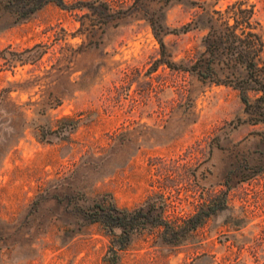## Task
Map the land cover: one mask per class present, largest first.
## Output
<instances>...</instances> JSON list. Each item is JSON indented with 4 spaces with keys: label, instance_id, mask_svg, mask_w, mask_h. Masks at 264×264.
<instances>
[{
    "label": "rangeland",
    "instance_id": "1",
    "mask_svg": "<svg viewBox=\"0 0 264 264\" xmlns=\"http://www.w3.org/2000/svg\"><path fill=\"white\" fill-rule=\"evenodd\" d=\"M197 1L250 10L264 79V0ZM201 10L170 0L166 22ZM83 11L49 2L15 23L0 11V264H103L110 235L89 216L103 197L154 200L178 221L215 206L176 243L162 225L135 230L119 264H264V92L245 76V103L234 78L248 67L215 58L204 78L206 28L161 48L141 12L90 29Z\"/></svg>",
    "mask_w": 264,
    "mask_h": 264
},
{
    "label": "trees",
    "instance_id": "2",
    "mask_svg": "<svg viewBox=\"0 0 264 264\" xmlns=\"http://www.w3.org/2000/svg\"><path fill=\"white\" fill-rule=\"evenodd\" d=\"M170 0H132L130 4H121L117 0H0V11L12 16L11 23L26 19L34 11L49 2H55L61 7L72 10L87 9L81 13V24L86 28L96 29L108 24L116 25L120 19L132 12H141L149 21L151 29L158 39L161 48H164V35L169 32L186 31L191 27L201 26L207 29L203 38L205 53L197 60L198 71L201 76L214 78L215 71L212 62L215 58L223 61L227 66L235 65L240 61L246 72L234 75L241 92V99L248 103L249 97L243 86V78L254 76L256 89L264 92V79L261 77L258 61L261 59L262 40L260 35L251 29L250 10L243 8L242 1L230 4L225 10L209 8L205 1L188 0L190 3H199L202 10L191 20L180 27H172L166 22V5ZM148 5V6H147ZM171 64L170 59L165 60ZM233 75H226L222 81H232ZM217 80H220L217 78ZM235 82V83H236ZM241 82V83H238ZM263 94L257 98H262ZM163 204L155 205L154 200L142 203L136 207H119L112 201L103 197L95 203L94 210L89 212L91 221H99L110 235L107 253L103 264H119L118 250L124 248L135 230L146 225H162L163 238L172 243L186 237V235L202 223L204 217L215 210V206L207 204L205 209L186 218L168 219L163 215ZM115 227L119 231H115Z\"/></svg>",
    "mask_w": 264,
    "mask_h": 264
}]
</instances>
